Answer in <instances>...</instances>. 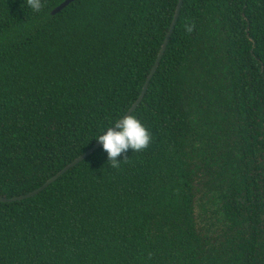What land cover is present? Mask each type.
I'll return each mask as SVG.
<instances>
[{"label": "trees", "instance_id": "obj_1", "mask_svg": "<svg viewBox=\"0 0 264 264\" xmlns=\"http://www.w3.org/2000/svg\"><path fill=\"white\" fill-rule=\"evenodd\" d=\"M0 0V197L39 188L137 99L178 0ZM0 264H264V0H183L145 95L37 195Z\"/></svg>", "mask_w": 264, "mask_h": 264}, {"label": "water", "instance_id": "obj_2", "mask_svg": "<svg viewBox=\"0 0 264 264\" xmlns=\"http://www.w3.org/2000/svg\"><path fill=\"white\" fill-rule=\"evenodd\" d=\"M74 0H65L64 2H62L59 6H57L52 12L51 14L54 15L56 13H58L59 11H61L62 9H64L68 4H70L71 2H73ZM183 4V0H178L175 10H174V14L171 20V23L169 25L168 31L165 35V38L160 46V49L157 53V56L155 58L154 64L152 66V68L149 71V74L146 77V80L142 86V89L140 91L139 96L137 97V99L133 102V104L131 105V107L127 110V112L124 114V116L106 133L104 134L91 148H89L85 153H83L81 156L77 157L75 160H73L71 163H69L68 165H66L64 168H62L59 172H57L54 176H52L51 178H49L46 182H44L39 188H37L36 190L29 192L27 194L18 196V197H13V198H9V199H5V198H1L0 197V202H14V201H19V200H23V199H27V198H31L35 195H37L38 193H40L41 191H43L45 188H47L51 183H53L56 179H58L62 174H64L66 171H68L70 168L74 167L76 164H78L80 161L84 160L88 155H90L93 151H95L99 146L102 145V143L109 138L129 117V115L136 109V107L138 106V104L141 102V100L143 99L145 92L148 88L149 82L153 76V74L155 73L158 64L161 60V57L166 49V46L168 44V41L170 39V36L172 34V31L174 29V26L177 22L179 13H180V9L182 7Z\"/></svg>", "mask_w": 264, "mask_h": 264}]
</instances>
